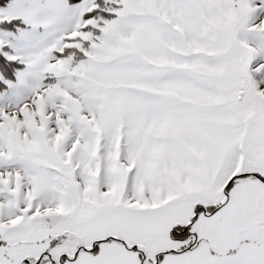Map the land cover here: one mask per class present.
Here are the masks:
<instances>
[{
	"label": "snow or ice",
	"instance_id": "obj_1",
	"mask_svg": "<svg viewBox=\"0 0 264 264\" xmlns=\"http://www.w3.org/2000/svg\"><path fill=\"white\" fill-rule=\"evenodd\" d=\"M0 264H264V0H0Z\"/></svg>",
	"mask_w": 264,
	"mask_h": 264
}]
</instances>
